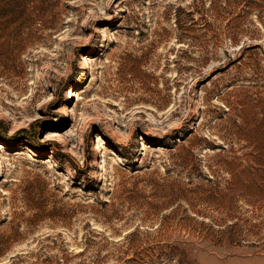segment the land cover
<instances>
[{
  "label": "rangeland",
  "instance_id": "1",
  "mask_svg": "<svg viewBox=\"0 0 264 264\" xmlns=\"http://www.w3.org/2000/svg\"><path fill=\"white\" fill-rule=\"evenodd\" d=\"M0 143V264H264V0H0Z\"/></svg>",
  "mask_w": 264,
  "mask_h": 264
},
{
  "label": "bare ground",
  "instance_id": "2",
  "mask_svg": "<svg viewBox=\"0 0 264 264\" xmlns=\"http://www.w3.org/2000/svg\"><path fill=\"white\" fill-rule=\"evenodd\" d=\"M86 65H87V58H86V56L84 54H82L81 57H80V59H79V66L81 68H84V67H86ZM58 138H59L58 133L53 131V132L50 133V137L45 136L42 141H44V140H50V139L57 140ZM102 141H103V138L99 135V133H96L94 135L93 143L99 144ZM3 148H4V146L0 143V150L3 149ZM99 154H101V153H99ZM95 168L96 169H101L102 168V160L101 159L97 158V160L95 162ZM96 176H99V172L96 173Z\"/></svg>",
  "mask_w": 264,
  "mask_h": 264
}]
</instances>
